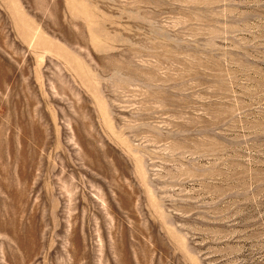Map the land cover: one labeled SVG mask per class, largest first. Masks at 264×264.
<instances>
[{"label": "rangeland", "instance_id": "rangeland-1", "mask_svg": "<svg viewBox=\"0 0 264 264\" xmlns=\"http://www.w3.org/2000/svg\"><path fill=\"white\" fill-rule=\"evenodd\" d=\"M0 264H264V0H0Z\"/></svg>", "mask_w": 264, "mask_h": 264}]
</instances>
